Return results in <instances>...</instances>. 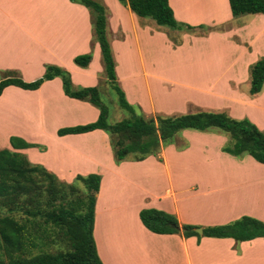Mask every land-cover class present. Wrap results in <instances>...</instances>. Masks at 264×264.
<instances>
[{"label": "crops", "instance_id": "0c3cea01", "mask_svg": "<svg viewBox=\"0 0 264 264\" xmlns=\"http://www.w3.org/2000/svg\"><path fill=\"white\" fill-rule=\"evenodd\" d=\"M100 1L118 85L138 112L183 114L191 107L246 118L264 129V84L260 94L248 95L249 67L264 57L263 14L234 19L228 0H168L174 19L195 28L180 33L176 46L165 28L139 20L118 0ZM159 40L173 55L167 64L157 55ZM187 42L202 46L199 53ZM88 53L86 68L74 64ZM47 66L67 71L74 88L98 86L104 74L89 11L70 0H0V76L13 72L31 83ZM162 82L172 94L160 95ZM98 115L88 102L65 96L58 77L36 90L11 85L0 95V150H14L9 139L16 137L40 146L16 151L62 183H73L77 175L100 176L92 236L102 264H264L263 237L237 242L195 231L199 238H184L180 230L155 234L139 217L155 209L202 232L241 217L264 223L263 164L224 153L227 139L215 132L185 130L162 148L161 161L149 156L119 164L102 130L57 135Z\"/></svg>", "mask_w": 264, "mask_h": 264}, {"label": "trees", "instance_id": "16d2710c", "mask_svg": "<svg viewBox=\"0 0 264 264\" xmlns=\"http://www.w3.org/2000/svg\"><path fill=\"white\" fill-rule=\"evenodd\" d=\"M84 6L92 18L94 39L99 44L103 74L118 97L119 107L127 116L115 123L108 122V108L100 99V89L74 88L70 74L58 67L47 66L44 75L31 83L20 80L13 72H2L0 95L8 86L36 90L45 81L60 78L64 95L88 102L99 111L95 122L59 129L58 136L82 134L93 130L104 131L110 140L115 164L123 161H142L149 156L158 157L162 148L172 145L185 130L215 132L226 137L224 153L240 158L250 156L264 165V129H258L248 119H233L225 112L196 109L183 114H145L127 103L118 85L115 61L106 35L107 10L99 0H70ZM139 20L151 21L155 27L168 28L178 33H194V27L178 23L168 0H118ZM233 18L244 15H264V0H228ZM203 31L217 28L199 26ZM167 30V29H166ZM180 45L181 41H172ZM90 53L76 56L74 64L86 68ZM248 95L261 93L264 84V57L249 67ZM14 150H0V264H102L92 236L95 199L99 191L100 176L77 175L74 182L65 184L42 166L32 164L16 150L39 148L16 137L9 139ZM81 185L79 191L77 186ZM143 226L155 234H177L184 238L197 237L192 225H179L170 214L155 209L139 213ZM174 225L176 228H171ZM203 235L232 238L237 242L264 238V223L250 218L203 229ZM57 247V249H56ZM54 248L55 251H51Z\"/></svg>", "mask_w": 264, "mask_h": 264}, {"label": "rangeland", "instance_id": "374dc122", "mask_svg": "<svg viewBox=\"0 0 264 264\" xmlns=\"http://www.w3.org/2000/svg\"><path fill=\"white\" fill-rule=\"evenodd\" d=\"M99 2H102V1L99 0ZM166 29H167L166 33H167L168 37L171 39V41H175V42L181 41L180 33L176 32V31H171L168 28H166ZM197 32H200V31H197ZM157 43H158V46H157V49H158L157 53L158 54L157 55L161 61H163L165 64H167L171 60V57H173V55L166 52V50L163 48V42H161V40H159ZM189 45L190 44L187 42L186 47H188ZM190 46H191L190 48H192V50H195V54H198L199 52H197V51H199L200 47H202L198 44H196V45L192 44ZM182 52H184V51H182ZM182 52H180V53H182ZM115 65H116V62H115ZM98 83H99L98 87L100 89V99H101L102 103L108 108V122L109 123H115V122H118V121L124 119L127 116V113L119 107L117 94L111 88V86L107 82L106 78L102 77V78L98 79ZM162 83H163V87H162V90L160 91L161 92L160 95L166 96L168 93L172 94L174 89H172L171 86L167 82H162ZM195 110H196V108L190 107V112H193ZM174 111L175 110L172 109V110H169L167 112H162V113L169 115V114H172ZM158 113H160V112H158ZM153 115L154 114H152V113L145 114L146 118H149ZM77 189H78V195H79V191L82 190V186L78 185ZM56 249H57V247H56ZM51 251H55V249L52 248Z\"/></svg>", "mask_w": 264, "mask_h": 264}, {"label": "water", "instance_id": "95a60500", "mask_svg": "<svg viewBox=\"0 0 264 264\" xmlns=\"http://www.w3.org/2000/svg\"><path fill=\"white\" fill-rule=\"evenodd\" d=\"M171 228H173V229H175L176 227L174 226V225H171ZM197 234H202L203 232H202V230L200 229V228H197V229H195L194 230Z\"/></svg>", "mask_w": 264, "mask_h": 264}]
</instances>
